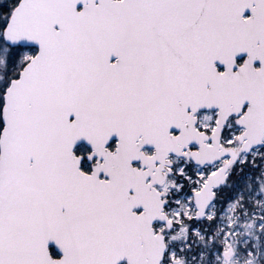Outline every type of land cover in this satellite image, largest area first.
<instances>
[{
    "label": "snow or ice",
    "instance_id": "snow-or-ice-1",
    "mask_svg": "<svg viewBox=\"0 0 264 264\" xmlns=\"http://www.w3.org/2000/svg\"><path fill=\"white\" fill-rule=\"evenodd\" d=\"M0 264H264V0H0Z\"/></svg>",
    "mask_w": 264,
    "mask_h": 264
}]
</instances>
